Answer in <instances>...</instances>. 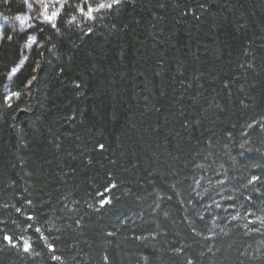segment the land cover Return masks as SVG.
Segmentation results:
<instances>
[{"label":"trees","instance_id":"1","mask_svg":"<svg viewBox=\"0 0 264 264\" xmlns=\"http://www.w3.org/2000/svg\"><path fill=\"white\" fill-rule=\"evenodd\" d=\"M63 1L0 40V264H264V0Z\"/></svg>","mask_w":264,"mask_h":264},{"label":"snow or ice","instance_id":"2","mask_svg":"<svg viewBox=\"0 0 264 264\" xmlns=\"http://www.w3.org/2000/svg\"><path fill=\"white\" fill-rule=\"evenodd\" d=\"M8 0H0V3H7ZM23 4L26 6L27 9L32 10L34 8V6L39 5V7L36 8V11L38 13L37 17L35 18L39 23L41 24H49L52 28H56L57 24L56 21L61 17V12L60 10H56V11H50V3L51 0H22ZM60 0H56V3H59ZM122 3V0H91V3H88L87 0H81V6H79L77 8V10L80 12L81 16L85 17L86 19H94V13H101L107 10H112L114 8H116L117 6H119ZM42 9V10H41ZM42 18V19H41ZM7 17H4V21L7 22ZM15 19L17 21H19L20 25H26L27 27H31V25H28L27 22L29 20V17L27 15H17L15 17ZM75 17L72 18V21H69V23H72L73 21H75ZM0 27H2V25H0ZM92 31L91 28H89L88 33L86 34H90ZM4 39L3 35L0 34V40ZM13 39L12 36H7V40L11 41ZM31 43L26 45L28 47H31L32 44H36L37 43V38L35 36H29L28 38ZM27 60V57H23L20 60L19 65L12 67L10 72L7 74V79L11 80L20 70V66L23 65L25 63V61ZM33 79H35V77H33ZM31 80L28 81V85L31 84ZM8 85L5 84L4 88L8 89ZM76 88H79L80 85L77 84L75 85ZM13 96H19L18 92H13L12 95H5L3 97V99L5 101L11 100ZM11 105H9L10 107ZM105 147L104 144H99L98 148L100 150H103ZM259 180V177H253L251 181H249L250 183ZM102 206L109 203L108 200L103 199L102 198ZM17 211L19 212L20 209H17ZM28 219H32V217H29ZM37 232L40 231V229H36ZM5 240H8L9 242H11V237H4ZM30 248V245L25 242V247L24 250L28 251ZM48 248L50 251H54V248L52 245H48ZM52 259L55 260H59V257L53 256Z\"/></svg>","mask_w":264,"mask_h":264},{"label":"rangeland","instance_id":"3","mask_svg":"<svg viewBox=\"0 0 264 264\" xmlns=\"http://www.w3.org/2000/svg\"><path fill=\"white\" fill-rule=\"evenodd\" d=\"M20 1H21L22 7L24 8V14L23 15H27L29 17V20H28L27 24L28 25H31L33 22L39 23L35 19L37 17V15H38V13L36 11V8L39 7V5L34 6V8L32 10H29L23 4L22 0H20ZM63 2H64L63 0H60L59 3H56V0H51V3H50V11H56V10H60L61 11V4ZM33 13H34V15H32ZM23 15L21 14V16H23ZM16 16H17L16 14L9 16V15L0 13V25H2V27H0V34H2L4 30H7L8 28H11L12 25H16L17 27H19V28H21V29H23L25 31H27V30H30L31 31L33 29V26L32 25H31V27H27L26 25H23V26L20 25L19 21H17L15 19ZM4 17H7L8 18L7 19V22L4 21ZM39 24H41V23H39ZM44 25H49V24H46L45 23ZM30 36H35L37 38V36L35 35V33H32ZM30 43H31V41L28 39V42H27L26 45H28ZM37 43H38V41H37ZM37 43L36 44H32L31 47H28V46L25 45V48L23 50L22 57H21V59L23 57H27V60L25 61V63L29 61L30 55H31L32 51L34 50V48H36Z\"/></svg>","mask_w":264,"mask_h":264}]
</instances>
